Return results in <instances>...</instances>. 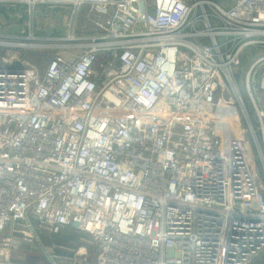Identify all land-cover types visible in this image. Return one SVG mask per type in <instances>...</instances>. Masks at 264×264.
Segmentation results:
<instances>
[{
	"label": "built area",
	"instance_id": "built-area-1",
	"mask_svg": "<svg viewBox=\"0 0 264 264\" xmlns=\"http://www.w3.org/2000/svg\"><path fill=\"white\" fill-rule=\"evenodd\" d=\"M17 3L108 14L41 75L0 62V264H26L12 260L24 249L47 264L263 255L264 54L246 99L236 69L244 49L264 51V0H0ZM227 88L252 145L218 132ZM65 229L86 245L44 244Z\"/></svg>",
	"mask_w": 264,
	"mask_h": 264
},
{
	"label": "rangeland",
	"instance_id": "rangeland-1",
	"mask_svg": "<svg viewBox=\"0 0 264 264\" xmlns=\"http://www.w3.org/2000/svg\"><path fill=\"white\" fill-rule=\"evenodd\" d=\"M212 1L219 2L220 0ZM70 11L69 7L59 5L39 4L33 10L26 3L0 5V41L18 44L25 43L26 46L34 44L33 47H8L0 44V62L8 65L12 63V67H17L20 64L33 65L41 75L54 54L58 52L68 54L65 49L60 48L62 45L72 47L80 44L79 42H82L83 38L97 35L99 31L94 25L95 15L102 13V18H104L108 14V10L100 9L90 13L89 9L84 7L75 17ZM73 38L77 40L74 41ZM40 44H45L46 46H39ZM79 52L80 50L73 51L70 55L76 56ZM263 54V50L254 48L244 49L240 54L236 69V79L241 94L245 99L247 97L245 74L253 61ZM9 58H12V60H9ZM216 103L217 128L224 142L231 138H236L247 141L252 145L247 122L237 107L229 88L218 93ZM252 152L256 155L254 147ZM260 172L264 183V171L263 173L262 171ZM49 235L51 237L56 236ZM75 236H77L75 247L81 246L80 242L86 245L89 238L88 235L77 233ZM78 239H81V241L79 242ZM89 249L93 251L94 247L90 246ZM27 256H31V258L27 259ZM25 259L28 264L32 262L45 264L44 259H41L38 253L27 254ZM253 264H264V259L257 260Z\"/></svg>",
	"mask_w": 264,
	"mask_h": 264
},
{
	"label": "crops",
	"instance_id": "crops-1",
	"mask_svg": "<svg viewBox=\"0 0 264 264\" xmlns=\"http://www.w3.org/2000/svg\"><path fill=\"white\" fill-rule=\"evenodd\" d=\"M74 235L75 236V234H77V232H75L73 229H65L63 232H61V234H59V235H66V236H70V235ZM76 238H77V236H76ZM48 239L49 240H51V236H48V235H45L44 237H43V242H44V244L45 245H48L47 244V242H48ZM78 241L80 242L81 241V239H78ZM81 243V242H80ZM79 243V244H80ZM27 254H30V252L27 250V249H24V250H18V251H16V252H14L13 253V255H12V260H14V261H21V262H24V263H26V264H28L26 261V255ZM28 258H31V256H27V259ZM264 259V254L263 255H261L259 258H257L255 261H257V260H263ZM30 260V259H29ZM254 261V262H255ZM29 264H34L33 262L32 263H29ZM36 264V263H35ZM253 264V263H252Z\"/></svg>",
	"mask_w": 264,
	"mask_h": 264
},
{
	"label": "trees",
	"instance_id": "trees-1",
	"mask_svg": "<svg viewBox=\"0 0 264 264\" xmlns=\"http://www.w3.org/2000/svg\"><path fill=\"white\" fill-rule=\"evenodd\" d=\"M51 244V243H55V244H58V245H63V246H66V247H75L76 244H77V238L76 236L74 235H70V236H66V235H56V236H52L51 237V240L48 239V242L47 244ZM48 244V245H49ZM41 259H44L45 261V264H47L46 260L44 257L40 256ZM34 264L36 262H33Z\"/></svg>",
	"mask_w": 264,
	"mask_h": 264
},
{
	"label": "bare ground",
	"instance_id": "bare-ground-1",
	"mask_svg": "<svg viewBox=\"0 0 264 264\" xmlns=\"http://www.w3.org/2000/svg\"><path fill=\"white\" fill-rule=\"evenodd\" d=\"M13 55V54H12ZM9 60H12V58H9Z\"/></svg>",
	"mask_w": 264,
	"mask_h": 264
}]
</instances>
